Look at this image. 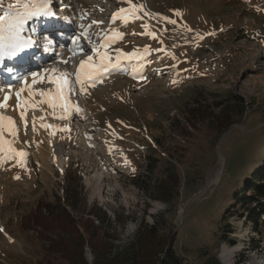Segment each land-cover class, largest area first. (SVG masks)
Returning <instances> with one entry per match:
<instances>
[{
	"label": "rangeland",
	"instance_id": "374dc122",
	"mask_svg": "<svg viewBox=\"0 0 264 264\" xmlns=\"http://www.w3.org/2000/svg\"><path fill=\"white\" fill-rule=\"evenodd\" d=\"M87 1L99 4L101 12L76 14L78 4L70 0H51V10L57 13L61 6H67L64 17L59 13L64 23L68 21L82 29L92 24L91 43L99 45L110 32V20L118 5L112 0ZM131 1L142 13L136 19L124 21L122 26L116 20L114 25L118 26L121 37L110 42L107 49L111 63H116L119 50L136 55L130 61L119 62L118 68L110 69L94 85H88L86 107L70 86L66 95L73 109L67 113L60 107H50L44 102L46 98L38 94L34 97V107H19L20 113L25 112L23 120L19 112L16 115L0 108V115L15 121L18 134L22 135L20 151L27 153L24 164L17 163L19 157L0 164V229H3L0 264H43L46 244H42L37 232L23 230L20 222L41 200L53 202L60 197L61 204L66 206L63 200L67 172L72 174L73 189L81 180L80 198L85 199L88 209L97 208L108 214L112 223L105 228L117 236L118 245L128 244L141 223L153 224L155 217L163 213H167L179 230L189 217L185 225L189 231L180 234L177 246L187 264H196V251L206 244L213 245V235L220 234L219 229L205 225L206 206L212 207L208 222L219 215L216 222L225 224L220 222L226 215L220 213L224 202L237 186L243 185L246 172L264 167V39L261 38L264 37V0ZM26 2L33 0H21ZM10 3L16 0H0V16ZM176 11L182 15L177 16ZM34 19L25 36L22 34L27 42H33L35 36L31 29ZM251 35L260 39L252 40ZM69 37L72 43L75 41L74 45L79 41L75 32ZM61 44L56 39L58 48ZM89 55H93L91 51L86 57ZM73 63V57L64 61V64ZM76 67L78 71L79 65ZM38 73L43 82L33 85L34 90L55 94L56 86L42 75V70ZM0 77L11 79L3 70ZM19 85L21 81H12L1 88L18 89ZM234 96L247 107L245 119L220 139L214 119L197 121L198 128L190 129V136L182 135L180 129L194 121L193 113L197 109L218 114L234 104ZM77 107L79 111L75 110ZM61 115L63 119L58 118ZM75 117L78 119L74 121ZM88 118L95 123L91 131H86ZM42 124L52 127L45 128ZM75 125L77 129L72 128ZM5 133V139L11 140L12 135ZM105 147L111 157L101 161L97 171L101 176L102 171L108 172L110 178L104 183L102 196L100 191L94 193V187L89 190L87 183L91 176L97 178L96 172L91 175L90 171L99 165L96 157L92 162L91 152ZM172 162L183 177V198L175 214L168 205L150 196ZM221 163V177L210 185ZM66 208L77 221L80 219L82 210L74 212ZM182 214L185 217L180 224ZM233 218L243 221L248 229L243 237L244 247L234 261L244 264L250 250L264 253V234L257 236L253 226L245 222L246 218L240 215ZM230 225L234 228L233 223ZM192 229L196 232H190ZM234 240L237 244V239ZM222 253L219 249V260L226 264ZM86 257L92 264L88 247ZM229 263L232 264L231 257Z\"/></svg>",
	"mask_w": 264,
	"mask_h": 264
},
{
	"label": "trees",
	"instance_id": "16d2710c",
	"mask_svg": "<svg viewBox=\"0 0 264 264\" xmlns=\"http://www.w3.org/2000/svg\"><path fill=\"white\" fill-rule=\"evenodd\" d=\"M253 35L250 36L252 40L260 39V36L254 38ZM261 38L264 39V37ZM233 102L231 107L225 108L218 114L197 109L193 113L194 121L188 125L184 124L180 129L182 135L190 136V129L198 128L197 121L214 119V128L220 139L234 125L245 119L247 111L245 104L235 96ZM171 156L174 160V156ZM245 176L243 185L237 186L238 189L234 190L231 196L229 195V200L225 201L221 207L220 213L225 212L226 215L223 220L220 218V222L225 224L221 225L216 222L219 215L208 222L207 217L210 219L211 216L208 213H212V207L206 206L203 212L204 223L210 229H219L220 234L213 235V245L206 244L205 247L196 251V264H221L218 257L221 242L236 244V240L231 238L234 228L231 227L230 220L233 216L240 215L246 218L245 222L253 226V232L263 237L264 167L257 169L256 172H246ZM65 178L68 184L64 187L63 202L66 206L61 204L60 197L55 198L53 202L41 200L37 208L24 216V221L20 222L23 230L37 232L42 244H46L43 264H89L86 257L87 247L93 256L92 264H187L177 244L180 234L189 231V228L185 227L189 217H186L183 227L179 230L174 221L167 217V213H163L155 217L153 224L141 223L128 244L118 245L117 236L105 228L106 224L112 223L108 214L97 208L89 210L85 199L80 198L83 191L81 180L78 181L77 188L73 189L71 172H67ZM161 179L150 192V196L168 205L175 214L179 201L183 198L182 174L172 162L168 164ZM66 207L74 212L82 210L80 219L78 218L77 221ZM230 208L231 211H229ZM189 210L190 208L187 212ZM96 221L99 225L95 224ZM114 223L117 222L114 221ZM191 231L196 232L195 229Z\"/></svg>",
	"mask_w": 264,
	"mask_h": 264
},
{
	"label": "bare ground",
	"instance_id": "6f19581e",
	"mask_svg": "<svg viewBox=\"0 0 264 264\" xmlns=\"http://www.w3.org/2000/svg\"><path fill=\"white\" fill-rule=\"evenodd\" d=\"M70 1H72L74 4H78L79 8H76L75 12H76V14H79V15L82 12L87 13L88 11H93V10L101 12V10H102V7L99 4L93 5L90 2H88L87 0H70ZM112 1L116 2L118 5V8L116 10H114L115 14L118 13L121 8L127 9L128 7H130L128 0H112ZM131 3L137 5L136 3L132 2V1H131ZM50 7L52 8L51 2H50ZM137 7H139V6L137 5ZM66 9H67V6H64V7L61 6L59 13H62V11L66 10ZM59 13L57 12V15H56V13H54V15H52V16H43V15L33 16L32 18H30L26 21V23L24 24V27H23V31L21 32L20 35L22 38L25 36L24 34L26 32V28L29 27V24L32 21V19L35 18L34 19L35 20L34 26H33V28H31L33 35H36V32H37L35 29L36 26H39L41 29L46 30L48 32H53L56 35H58V37H59L58 39L63 41V44H61L59 46L60 48H58V45L50 44L51 48L49 49V52L48 51H41L40 49H38V47H36V45L33 42L30 41V42H28V45L26 47H23L21 50L16 51L15 54H13V55H9L7 49H0V71L2 72V70H3V72H5V75L7 78L11 77V79H9V81L7 79L5 80L4 78L0 77V103H4L3 97L5 95H9L10 99L7 101V107H5V109L11 110V112L15 113L16 115L19 112V110H18L19 107L17 106L18 100H17V97L15 95L16 92L19 91L21 88H24V91L21 93L20 98L24 99V100H30V102L32 104H34V102H35L34 97L35 96H31V97L29 96V86H31V90L33 92L37 93V91L34 90V87L32 85V74L38 73V71H40V70H42V75H44L46 79H48V77H50V76L51 77H58L61 75L62 72L63 73L67 72L69 74V76L67 78L71 81V83L68 86V89L70 88V86L74 87V90H75L77 97L79 96V98H82L83 102L85 103V107L89 103L88 102L89 97H87L85 95V91L87 90V87L90 83H87L84 91L81 92L80 91L81 85L75 82L76 72H74V70L77 71L76 66L79 65L82 60H86L87 59L86 53H88V51H91L90 49L92 48V43H89V40L92 42V37H91V34H89V29L91 28L90 26H92V24L88 25L87 28H83V29L80 27H75L74 25H71V23H68V21H66L64 23V21L62 20V17H64L66 15L65 12H63L64 15L62 17L60 16ZM140 13H142V11L137 13V15H140ZM115 14L111 18V20H110L111 23L108 27L110 29V32H109V34H107V36L104 38V40L107 39L109 36H111L112 33L117 32L118 26H122L123 22L125 21L121 17L114 18ZM130 19H131V17H129L128 20H130ZM116 20L121 21L120 22L121 24H119L118 26L114 25L116 23ZM71 32L72 33L75 32L79 36L78 37L79 41L75 45H74V42L72 43V40H69L70 39L69 35ZM83 33L87 34L88 39L84 38V36L82 35ZM34 39H35V37H32L33 41H34ZM44 39H45V36H44ZM104 40L101 42L103 43ZM64 46L66 48L64 53L59 54L60 51L64 50L63 49ZM31 48L34 50L33 52L30 50ZM73 49H76L75 54H73V51H72ZM100 51L101 52H107L108 55L110 54V52H109L110 50L108 51L107 48H102V49H100ZM119 51L121 53L125 54V56H122L120 62L121 61H130L134 58V56L131 57L130 59L126 58L129 55L124 50H119ZM91 53L93 54L92 56H93L94 62H98L99 57L95 53H93L92 51H91ZM36 57H38V58L40 57V60ZM71 57H73L74 63L71 65L70 64H64V61L67 58H71ZM135 58L137 59L139 57L136 56ZM37 61H40V62L37 63ZM23 63H25V64H23ZM54 69L56 70L55 72L53 71ZM12 81H14V82L21 81V85H19L18 89H13V88L7 87L5 90H3L1 88L2 87L1 85H4L7 82L9 83ZM25 81H27V84H25ZM38 84L39 83H37L36 85H38ZM53 85H55V84L53 83ZM87 111H89L90 114L94 115L93 110L90 109L89 107H87ZM76 119H78V118L75 117L74 121ZM93 123H94V120L92 118H88V125L86 126L87 127L86 131H91V129H90L91 126H94V124H95V123L94 124ZM72 128H76V125L73 126ZM21 137H22V135L18 134V130H17L16 136H12V139L9 140V141L13 142L12 146L17 151H20V149H22V147H23V144L21 142ZM4 139H5V137H4ZM5 140H8V139H5ZM107 151L108 150H106V147H105L102 150H97V151L91 152L92 162L94 160L93 157H96L97 160L99 159V163H97L99 165H97L96 167L95 166L92 167L90 174L93 175L96 172L97 178L95 179L94 177L91 176L90 180L87 183V188L89 190H91L94 187L95 192L94 191L93 192L95 194H97L96 192H99V191L101 192V195H102V192L104 194V192H105L104 191V188H105L104 183L107 182V179L110 178L108 172L102 171L103 175L101 176V175H99V170L97 171V167L99 168V166L101 164L100 162L102 161V163H103L106 158L108 159L111 157V153L109 154ZM222 171H223V164L221 163V166H220V168L216 174V177L213 180H211V182L209 183L210 185L216 184L219 181L221 174H222ZM222 257H223L222 259H224V261H226V264H230L229 263V260L231 257L230 254L223 252Z\"/></svg>",
	"mask_w": 264,
	"mask_h": 264
},
{
	"label": "snow or ice",
	"instance_id": "6c2138e0",
	"mask_svg": "<svg viewBox=\"0 0 264 264\" xmlns=\"http://www.w3.org/2000/svg\"><path fill=\"white\" fill-rule=\"evenodd\" d=\"M51 0H43L41 3H36L35 0L33 2L21 3V0H16V3L9 4L7 11L4 12L2 16H0V49H7L9 55L15 54L16 51L21 50L23 47L28 45L27 41H24L21 37V32L23 31L24 24L26 21L33 16H52L54 13L50 7ZM130 7L127 9L121 8L118 13L115 14L114 18L121 17L127 22L129 17L132 19L138 18L137 13L141 11L140 7L132 4L131 0H128ZM142 7V6H141ZM177 16L182 15L179 11L175 13ZM144 15H150V13H144ZM165 20H168L167 17H164ZM170 23L175 24L176 21L169 20ZM93 23H97L93 21ZM190 30V29H189ZM153 35L152 33H149ZM85 39H88L87 34H82ZM120 32H114L111 36L104 40L103 43L99 45H93L90 49L93 53H95L99 60L98 62H94L93 56H87L86 60H82L79 64V69L75 74V82L81 85L80 91L83 92L86 84L91 83L95 84L97 80L101 79L103 74L107 73L110 69H115L119 67V62L122 56L125 54L120 53L115 57L116 63H111V57L107 54V52H101L100 49L107 48L108 44L115 40L116 38H120ZM203 38L202 36L200 37ZM51 43V41H49ZM75 43V41H74ZM89 43L91 41L89 40ZM73 54L76 53V49H73ZM145 53L148 51L146 48ZM136 53H132L126 58H131L135 56ZM56 71L55 69L53 70ZM69 74L67 72L62 73L58 77H48L49 82L54 83L56 85L55 94L51 92L41 91L39 93L33 92L31 90V86H29V96L40 95L46 98L44 102H46L50 107L56 108L60 107L65 113L69 112L73 109V105L67 99V91L69 84L71 81L67 78ZM43 78L40 77V74L33 73L32 74V85L37 83H42ZM27 84V81H25ZM24 91V88H21L16 92V97L18 100V107H34L35 105L30 102V100L20 99L21 93ZM10 99L9 95H5L3 97L4 103H0V108L7 107V101ZM76 111L80 109L75 108ZM21 119H24L25 112L20 113ZM63 119L64 116L61 115L58 117ZM35 122H33L34 124ZM25 126H27V122L25 121ZM42 127L49 128L51 125L42 124ZM65 131L67 129H64ZM7 131L10 135L16 136L17 128L15 126V121L9 117H5L0 115V164H3L7 160L15 159L19 157L20 159L17 161L19 164H24L26 161L27 153L23 151H17L13 146V142L4 139V132ZM17 179L19 177H16ZM3 231V229H0Z\"/></svg>",
	"mask_w": 264,
	"mask_h": 264
},
{
	"label": "clouds",
	"instance_id": "9594fccd",
	"mask_svg": "<svg viewBox=\"0 0 264 264\" xmlns=\"http://www.w3.org/2000/svg\"><path fill=\"white\" fill-rule=\"evenodd\" d=\"M236 231L233 233L232 238L237 239V244L230 245L227 241H222L220 244L221 251L230 254L232 264H234L235 256L243 249V237L248 231L244 226L243 221L236 220L233 218L231 221ZM247 259L244 264H264V253L258 252L257 250H250L246 253Z\"/></svg>",
	"mask_w": 264,
	"mask_h": 264
},
{
	"label": "water",
	"instance_id": "95a60500",
	"mask_svg": "<svg viewBox=\"0 0 264 264\" xmlns=\"http://www.w3.org/2000/svg\"><path fill=\"white\" fill-rule=\"evenodd\" d=\"M222 162L224 163V158L222 159ZM183 212H184V211H183ZM184 217H185V215H184V214H182V220H181L180 224H182V223H183Z\"/></svg>",
	"mask_w": 264,
	"mask_h": 264
}]
</instances>
